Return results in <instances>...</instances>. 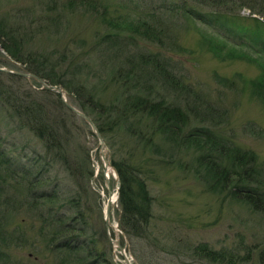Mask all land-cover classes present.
<instances>
[{"label": "rangeland", "instance_id": "obj_1", "mask_svg": "<svg viewBox=\"0 0 264 264\" xmlns=\"http://www.w3.org/2000/svg\"><path fill=\"white\" fill-rule=\"evenodd\" d=\"M49 1L53 2L50 9H53L55 4L58 9V3L65 0H0V21L8 22H5L6 26L1 22L0 25L5 30L9 26H18L19 32L25 33L22 36L29 41L25 50L33 53L31 58L34 57L37 62L46 59L48 63H55L56 73H60L65 79H72L74 75L80 79L85 77L94 85L97 96L105 103L114 102L115 99L113 89L107 86V81L112 77L111 65L108 63H118L124 58H131L133 63H139L138 56L144 57L146 53L153 55L159 52V57H165L174 69V74L182 75L183 83L189 84V88L193 90L191 94L194 97L186 104H193L191 106H195V113L201 118L197 116L192 119L185 132H193L194 129V132L201 134L200 130L205 127L218 137L251 153L257 172L253 177L255 181L239 184L242 186L240 193H248L255 199V196H258L259 200L256 199V205L253 206L231 196L229 191L235 190L236 187L220 188L219 180L212 179V174H206L202 165L198 164V156L203 153L191 145L187 138L180 141L181 144L174 147L172 152H168L165 148L168 144L159 137L157 140L162 146L160 151L154 153L153 150L147 149L141 157L143 163H148L145 166L151 175V179L147 180L152 197L150 231L157 239V244H147L142 239L128 238L122 234L117 224V199L108 206L107 213L115 231L109 226L106 228L104 207L109 196L113 193L116 195L118 178L110 166L113 172L109 176L106 174L90 126L65 106L62 108L58 103L59 96L54 91L44 93V89H40L39 83L34 79L10 73L9 71L26 72L25 66L11 59L0 49V67L5 69L0 71V91L3 92L0 94V142L9 157L19 166L26 168L31 167L34 158H38L42 174L49 178L43 188H55L58 193L56 202L64 203L75 195L80 197L90 231L97 240L94 248L97 252L103 251L114 264H125L115 244L111 242L114 239L119 241L129 264L139 263L140 256L147 257L148 260L155 257L158 264H202L184 252L169 253L170 247L181 251L184 249L183 244L189 248L198 242H205L215 249L224 246L239 250L240 253L241 246L247 247L250 261L242 264H264V260L262 263L258 262L259 258H264V212L261 209H264V196L260 198L258 195L259 192L264 195V82L260 78L261 67L256 61L239 57L236 52L246 50L251 59L264 53L256 51L260 48L264 50V18L251 14L247 8H242L235 10V16H239V19L231 23H213L210 27L206 26L208 31L222 35L227 40V57L218 58L207 49V40L201 36L203 31H198L195 27L178 33L177 43L185 48L184 51L160 49L155 43L137 39L126 33H120L116 44L110 45L113 40L111 37L100 41V37L107 35L110 30L98 22L91 10L87 11L85 2L76 3V7L63 13L58 12L59 9L49 11L46 8ZM100 1L107 6L112 18L117 13H124V4L134 5L138 11L146 8V2L143 0ZM72 13L77 14L71 15ZM42 15L46 18L51 15V18L40 20ZM29 20L33 22L28 24ZM113 57L117 62H110ZM24 58L30 60L29 57ZM82 64L86 67L81 68ZM144 69L149 68L144 66ZM169 82L170 80L167 82L162 79L159 82L161 84L154 86L167 96L165 93L161 95L172 100L170 88L166 85ZM258 89L262 90L263 94L258 93ZM62 90L67 101L75 107L76 98L68 95L64 88ZM25 93H31V98L40 101L54 118L62 146L61 160L46 155L41 142L11 114L7 103H1V99L6 95L12 99H20ZM178 98L183 102L182 96ZM110 138L115 144L128 141V138L117 130L110 136L107 133L105 138L102 137L105 144L104 158L109 163L110 150L106 139L111 142ZM169 154L172 155L171 161L167 157ZM211 154L212 152L209 155L212 156ZM41 155H46L45 159H40ZM244 166L248 169L250 163ZM104 172L108 176L109 195L103 180ZM240 175L244 177L243 174ZM248 188H253L254 191L245 192ZM11 189L9 188L8 193L13 191ZM12 197L19 199L14 195ZM20 209L23 211V207ZM71 211L72 209L68 208L65 214L70 215ZM20 219L23 221L20 222ZM33 220L25 212L13 214V223L9 227L17 225L18 234H25L28 243L23 246L12 245V257L24 264L57 263L62 252L49 251L51 247L46 243L44 246L34 232L37 223ZM32 239L36 241L35 248L30 244Z\"/></svg>", "mask_w": 264, "mask_h": 264}, {"label": "trees", "instance_id": "obj_2", "mask_svg": "<svg viewBox=\"0 0 264 264\" xmlns=\"http://www.w3.org/2000/svg\"><path fill=\"white\" fill-rule=\"evenodd\" d=\"M143 1L146 2V8L143 7V11L141 9L138 11L134 5L124 4V13H117L113 18L109 15L107 6L100 0H65L58 3L59 10L57 4L50 9L53 2L49 1L46 8L49 11L57 9L58 12L64 13L65 10H72L76 7V3L85 2L87 11L91 10L98 22L110 30L107 35L100 37V41L113 38L110 45L116 44L120 33H126L137 39L155 43L160 49H171L174 52L184 51L185 48L177 43L178 33L181 30L195 27L198 31H203L201 36L207 40L205 41L207 49L218 58L227 57L225 54L228 50L227 40L222 35L211 33L206 26L213 23H231L240 18L235 16L237 15L235 10L239 11L242 8H247L251 14L264 18V0ZM74 14L77 13L71 15ZM43 18L50 19L51 15H47V18L42 15L40 20ZM2 21H0L1 24L6 26L5 22L6 24L8 22L5 20L3 23ZM32 22L29 20L28 24ZM256 22L261 25L259 21ZM18 28V26H9L5 30L0 25V48L11 59L24 64L27 72L33 73L47 84L60 85L68 95L76 98L75 107L91 119L102 137L105 138L107 133L110 136L117 130L128 138V141H120L116 144L112 138H110L111 142L106 139L110 150V164L118 178L117 224L122 234L128 238L142 239L147 244H157V239L151 235L150 231L152 197L149 194L147 180L151 179V175L145 166L148 163H143L141 157L147 149L153 150L154 153L160 151L159 148L162 146L157 140L159 137L164 140L165 144H168L165 146L168 152H172L174 147L181 144L180 141L187 138L191 145L203 153L198 156V164L202 165L206 174H212L213 178L210 176L212 179L219 180L220 188L236 187L235 190L229 191L232 197H238L247 204L256 205V201L259 200L258 196H255L256 200L248 193H240L242 186L239 185L255 181L253 177L257 172L253 165V155L218 137L205 127L200 130L201 134L194 132V129L193 132L190 130L188 133L185 132L192 119L197 116L201 118L195 113V106H191L193 104H186L191 97H194L191 94L193 90L189 88V84L183 83L182 75L174 74V69L170 67L165 57L162 55V58L159 57V52L153 55L146 53L144 57L138 56L139 63H133L131 58L122 59L123 63L122 60L121 63H108L111 65L112 77L107 81V86L113 89L115 99L114 102L105 103L97 96L94 85L85 77L80 79V77L75 78L74 75L72 79H65L63 75L56 73L55 63H48L46 59L37 62L34 57L31 58L33 53L25 50L28 41L22 36L25 33L19 32ZM244 51L236 52L239 57L256 61L261 67L260 78L264 82V50L257 49L256 51L263 54L259 55L261 58L254 59L250 58L246 50ZM24 56L29 57L30 60L25 59ZM113 61L117 62L116 58H111L110 62ZM144 66L149 69H144ZM80 67L85 68L86 65L82 64ZM162 79L167 82L170 80L166 85L170 88L172 100L165 98V92L164 96L161 95L164 93L154 86ZM43 91L50 93L48 90ZM257 92L263 94L262 90L258 89ZM2 93L0 91V94ZM30 94L25 93L20 99H12L6 95L1 99V103L3 105L7 103L11 114L16 116L20 124L41 142L46 155H52L61 160L63 152L55 129L54 118L45 106L35 98H31ZM178 96H182L183 102ZM194 101L197 102L195 99ZM58 103L62 108L64 107L60 100ZM210 152L212 156L209 155ZM46 155L38 157L45 159ZM167 157L170 161L172 160L171 154ZM37 159L34 158L31 164L33 170L31 167L19 166L9 157L0 142V264H24L19 260H14L10 253L12 245L23 246L28 243L25 234H18L17 225L9 227L13 223V214L21 212L27 213L37 223L34 232L40 237L44 246L45 243L50 245L49 251L62 252L55 264H114L104 255L103 251L97 252L94 248L97 240L90 231V224L81 206L80 197L75 195L64 203L56 202L58 193L55 188L51 190L43 188L49 178L42 174V168L40 169L38 164L40 161ZM247 163H250L248 169L244 166ZM9 188L13 189L11 193H8ZM248 191H254V189L248 188L245 192ZM10 194L19 199L15 200L16 198L14 199ZM258 195L260 198L264 196L260 192ZM22 207L23 211L20 209ZM68 208L72 209L70 215L65 214ZM261 209L264 212V209ZM22 221L23 219H20V222ZM35 243L36 241L32 239L30 244L35 248L37 246ZM182 247L184 249L181 251L170 247L169 253L184 252L191 259L202 264H242L250 261L249 248L243 246L240 247L241 253L239 250L224 246L215 249L205 242H198L189 248L183 244ZM133 255L137 258L136 253L133 252ZM139 259L137 264H158L155 257L148 260L147 257L140 256ZM263 260L264 258H259L258 262L262 263Z\"/></svg>", "mask_w": 264, "mask_h": 264}, {"label": "water", "instance_id": "obj_3", "mask_svg": "<svg viewBox=\"0 0 264 264\" xmlns=\"http://www.w3.org/2000/svg\"><path fill=\"white\" fill-rule=\"evenodd\" d=\"M4 70H5L4 68L0 67V71H4ZM9 72L10 73H14V74L19 75V76H22V77L32 78V79L36 80L40 84V87L42 89L49 90V91H54L59 96V99L61 100L63 105L68 110H70L73 113H75L78 117H80L84 122H86L90 126L91 132H92V134L94 135V137L96 138V141H97L98 154H99V157L102 159L104 170L108 166L111 167L109 162L104 158L105 144H104V141H103L101 135L99 134V132L95 128V126L92 123V121L90 120V118L86 114H84L83 112H81L78 109H76L74 106H72L67 101L66 94L62 90L61 87H59L57 85L46 84L42 79H40L39 77H37L36 75H34L33 73H30V72H20V71H9ZM103 180H104V183H105L106 192L109 195L110 191H109V188H108V176L106 174H103ZM116 197H117V195H116ZM108 208L109 207L106 204V206L104 208V224H105L106 228L110 225V222H109V219H108V215H107ZM111 242L116 245V248L118 249L119 254L122 256L123 260L125 261V264H129L128 259L124 255V252H123L124 250H123L122 246L120 245L119 241L117 239H114V240H111Z\"/></svg>", "mask_w": 264, "mask_h": 264}, {"label": "bare ground", "instance_id": "obj_4", "mask_svg": "<svg viewBox=\"0 0 264 264\" xmlns=\"http://www.w3.org/2000/svg\"><path fill=\"white\" fill-rule=\"evenodd\" d=\"M106 171V174L109 176L110 174H112V169L108 167H106L105 169ZM115 198H116V195L113 193L112 195L109 196V198L107 199V206H109L110 204L114 203L115 202ZM106 206V205H105ZM109 212V211H108ZM110 228H113V230L115 231V227L111 224L109 225Z\"/></svg>", "mask_w": 264, "mask_h": 264}]
</instances>
